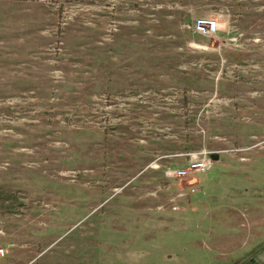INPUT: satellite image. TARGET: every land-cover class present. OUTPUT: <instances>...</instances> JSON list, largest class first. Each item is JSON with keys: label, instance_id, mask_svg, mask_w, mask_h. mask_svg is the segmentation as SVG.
Listing matches in <instances>:
<instances>
[{"label": "rangeland", "instance_id": "1", "mask_svg": "<svg viewBox=\"0 0 264 264\" xmlns=\"http://www.w3.org/2000/svg\"><path fill=\"white\" fill-rule=\"evenodd\" d=\"M251 225L264 0H0V264H223Z\"/></svg>", "mask_w": 264, "mask_h": 264}, {"label": "built area", "instance_id": "2", "mask_svg": "<svg viewBox=\"0 0 264 264\" xmlns=\"http://www.w3.org/2000/svg\"><path fill=\"white\" fill-rule=\"evenodd\" d=\"M218 27L217 20L211 17H201L193 23V31L205 37L213 36L218 31ZM207 156L202 158L192 156L185 167L172 169L169 173L170 177L173 179H191L194 175L207 173L212 164L210 154H207ZM190 191L194 192L195 190L192 188ZM183 196H185L183 192H179L177 195L179 198Z\"/></svg>", "mask_w": 264, "mask_h": 264}, {"label": "crops", "instance_id": "3", "mask_svg": "<svg viewBox=\"0 0 264 264\" xmlns=\"http://www.w3.org/2000/svg\"><path fill=\"white\" fill-rule=\"evenodd\" d=\"M218 29H219V27H218ZM217 32L213 36H215L217 34ZM213 162H214L213 164L216 165L219 162V159L214 158ZM177 198H179V197H177ZM251 226H252V228L250 230L251 233H247L245 235V239H244V247L245 248L240 249V252L237 256L232 257V256L225 255V259H224L223 264H226L230 260L235 261V259L237 260V258L242 259L243 257L246 258V261H244L242 259L243 261L238 263V264H264V247L263 248H257L258 245L260 246L264 243V233H262L261 231H259L257 229H264V225H251ZM254 248H257V250L252 253Z\"/></svg>", "mask_w": 264, "mask_h": 264}, {"label": "trees", "instance_id": "4", "mask_svg": "<svg viewBox=\"0 0 264 264\" xmlns=\"http://www.w3.org/2000/svg\"><path fill=\"white\" fill-rule=\"evenodd\" d=\"M256 250H254V251H252V252H255ZM235 264H237V263H235Z\"/></svg>", "mask_w": 264, "mask_h": 264}]
</instances>
